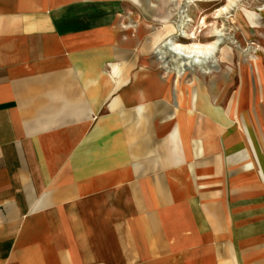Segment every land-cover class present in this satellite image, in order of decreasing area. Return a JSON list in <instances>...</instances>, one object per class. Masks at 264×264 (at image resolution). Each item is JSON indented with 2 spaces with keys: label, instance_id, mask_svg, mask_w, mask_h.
Segmentation results:
<instances>
[{
  "label": "crops",
  "instance_id": "crops-1",
  "mask_svg": "<svg viewBox=\"0 0 264 264\" xmlns=\"http://www.w3.org/2000/svg\"><path fill=\"white\" fill-rule=\"evenodd\" d=\"M194 4L0 0V264H264V48L171 65Z\"/></svg>",
  "mask_w": 264,
  "mask_h": 264
},
{
  "label": "rangeland",
  "instance_id": "rangeland-1",
  "mask_svg": "<svg viewBox=\"0 0 264 264\" xmlns=\"http://www.w3.org/2000/svg\"><path fill=\"white\" fill-rule=\"evenodd\" d=\"M192 3H195L192 9L194 22L191 27V36L189 33L187 34L194 38L181 39L182 43L180 41L175 42H179L178 46H188L191 52L197 50L204 53L201 58L194 59L193 64H200V61H205L203 68L211 71L208 74L210 79L213 77L212 72L218 68L221 69L223 66L225 77L235 75L236 72L228 68L234 63H248L254 68L256 53L264 48V0H192ZM196 3L208 4L206 7L200 8L195 7ZM179 12L181 13V11ZM202 29L203 35H209L206 36L208 37V44H200V42H207L201 41ZM217 39L222 43L219 51L221 54L219 55L216 49L220 42H217ZM175 45L170 46V49L177 54L181 53L180 50H176ZM233 51L236 55L231 54ZM181 57L165 56L171 65L184 67ZM191 61L187 64L188 67L193 65ZM235 78L238 81V77ZM231 92L227 89L225 94L230 96Z\"/></svg>",
  "mask_w": 264,
  "mask_h": 264
},
{
  "label": "bare ground",
  "instance_id": "bare-ground-1",
  "mask_svg": "<svg viewBox=\"0 0 264 264\" xmlns=\"http://www.w3.org/2000/svg\"><path fill=\"white\" fill-rule=\"evenodd\" d=\"M164 26V25H163ZM160 35V34H159ZM158 35V36H159ZM185 36H188L187 33L184 34ZM159 42V41H158ZM173 44H176L175 47H176V50H180L181 53H179L182 57H181V60H182V64L184 63V66H186L191 60V62H193L194 59H198V58H201L203 56V52L201 51H197V50H194V52H191L188 48V46H178L179 45V42H175V41H172V39H170L168 42H167V45L170 49V46H172ZM166 45V46H167ZM151 46H153L152 42H151ZM163 46V45H162ZM154 47V46H153ZM156 47V46H155ZM152 48V47H151ZM170 51V50H169ZM179 51V52H180ZM167 53V52H166ZM194 54L195 56L193 57ZM166 55V54H165ZM161 58H164L163 55H161ZM166 59V58H165ZM177 62V61H176ZM180 64V62H178ZM183 67V66H181Z\"/></svg>",
  "mask_w": 264,
  "mask_h": 264
}]
</instances>
